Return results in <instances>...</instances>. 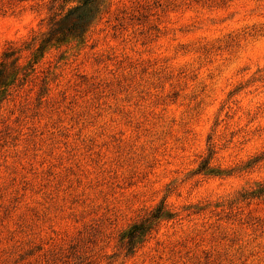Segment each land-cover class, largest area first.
Wrapping results in <instances>:
<instances>
[{
    "label": "rangeland",
    "instance_id": "374dc122",
    "mask_svg": "<svg viewBox=\"0 0 264 264\" xmlns=\"http://www.w3.org/2000/svg\"><path fill=\"white\" fill-rule=\"evenodd\" d=\"M58 8L0 0V56ZM33 68L0 92V264H264V0H106Z\"/></svg>",
    "mask_w": 264,
    "mask_h": 264
},
{
    "label": "trees",
    "instance_id": "16d2710c",
    "mask_svg": "<svg viewBox=\"0 0 264 264\" xmlns=\"http://www.w3.org/2000/svg\"><path fill=\"white\" fill-rule=\"evenodd\" d=\"M23 1V0H19ZM74 0H51L59 3V8L47 19L48 30L30 38L28 43L17 45L10 42L0 56V92L4 93L15 82L20 83L33 73L34 65L42 57L45 49L67 40H81L90 24L100 14V7L106 0H77L73 6H68ZM68 6V7H67ZM52 10V7L49 9ZM30 51L31 59L24 66H20V53ZM213 174L204 162L198 172ZM257 191L250 193L256 196ZM260 194V193H257ZM173 214L168 212L162 204L152 209L149 214L137 223H133L119 237L120 245L127 253H132L136 245L141 243L161 221L169 220Z\"/></svg>",
    "mask_w": 264,
    "mask_h": 264
}]
</instances>
